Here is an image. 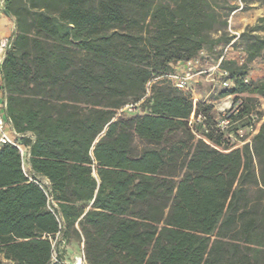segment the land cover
Segmentation results:
<instances>
[{
	"label": "trees",
	"instance_id": "1",
	"mask_svg": "<svg viewBox=\"0 0 264 264\" xmlns=\"http://www.w3.org/2000/svg\"><path fill=\"white\" fill-rule=\"evenodd\" d=\"M4 8L16 24L3 63L7 114L30 157L26 172L18 147H0V264H65L72 241L88 264H264V121L251 145L231 149L214 104H195L164 77L202 51L221 47L219 59L233 38L232 8L222 13L218 0H4ZM260 33L264 16L235 44L247 63H264ZM247 63L223 61L235 85L222 96H264V81H245ZM127 104L143 113L118 114ZM193 111L205 125L199 138Z\"/></svg>",
	"mask_w": 264,
	"mask_h": 264
},
{
	"label": "rangeland",
	"instance_id": "2",
	"mask_svg": "<svg viewBox=\"0 0 264 264\" xmlns=\"http://www.w3.org/2000/svg\"><path fill=\"white\" fill-rule=\"evenodd\" d=\"M222 8L220 11L224 14L228 13L231 8L230 0H218ZM245 9L243 12L239 13L235 17V29L241 32H244L248 27H251L256 24L257 20L260 17L264 16V0H246ZM264 36V33H260ZM244 46L241 44L239 49H242ZM221 47L215 50L213 53L207 55L199 54L200 58L199 67L200 69H208L212 64L216 62L217 56L219 54ZM247 61L244 63L246 64ZM248 73L246 79L249 83L264 81V63L261 59H256L252 62L247 63ZM211 73H203L201 76H197L196 82H193V89L189 92L195 102H207L214 104V115L215 120L219 119L218 112L216 110L217 105L225 99L227 96H222L223 91L229 90L231 87H224L221 84L220 77L214 78V75ZM218 76V75H217ZM198 98V99H197ZM230 100L233 102L231 110L228 112L231 117V126L230 132L225 135L226 145L231 149L242 148L245 144H252L255 134L250 130V125L253 124L254 127L259 122L264 121V96H259L256 94H251L249 92L231 94ZM246 104L249 106L248 112L242 114L243 105ZM239 109V112H235V109ZM133 112L143 113L142 109L134 110ZM129 113V112H128ZM254 121V122H253ZM193 130L196 138L202 137L201 132L198 131V127L204 129L205 125L201 124V120H193ZM243 129V136L238 134V130ZM139 147H142V144H138ZM221 148H224L221 147ZM26 172L29 171L27 160L24 165ZM83 244L72 241L67 249L69 253V259L72 260V257L79 255L82 250Z\"/></svg>",
	"mask_w": 264,
	"mask_h": 264
},
{
	"label": "built area",
	"instance_id": "3",
	"mask_svg": "<svg viewBox=\"0 0 264 264\" xmlns=\"http://www.w3.org/2000/svg\"><path fill=\"white\" fill-rule=\"evenodd\" d=\"M231 3V11L229 16L227 17V31L231 36H233L232 40L224 46L223 53L219 57V59L214 63V65L210 69H200L199 63L200 58L196 57L189 61H185V72H180L174 68V71L164 75L166 79L171 81V83L180 90L188 91L189 83L197 76H201L203 73H211L212 75L215 73L220 77V81L222 86L224 87H232L235 85L234 80L230 77V72L222 67V63L225 60H234L239 65H243L247 60V54L243 50L236 48L235 44L239 40L241 31L235 29V17L244 11L245 9V0H230ZM0 7L4 11V0H0ZM5 12V11H4ZM7 14V13H6ZM14 35H9L0 38V147L4 144H11L19 148L21 154L24 158V161L29 159L30 157V148L24 147L19 143V137L23 136L18 133L13 126L12 120L7 114V92L4 88V74H3V63L7 56V53L13 46ZM202 55H206L205 51L201 52ZM248 82L247 79H245ZM231 95L227 96L223 99L216 107V110L219 115V119L217 120L218 129L225 133L230 132L231 126V117L229 116V111L233 105V102L230 100ZM197 103L196 101L194 102ZM138 104H127L124 107L118 110V114L125 112H132L136 110ZM235 112H239V109H235ZM195 119V111H193L189 124L193 129V120ZM201 120V117L198 118ZM254 122V121H253ZM262 122L258 124L250 125V130L256 135L259 132ZM238 134L243 136V129H239ZM31 136V135H30ZM34 139L33 136H31ZM35 182L39 184L41 187L50 186V181L45 177H38ZM50 201L53 202L51 196H49ZM56 258V255L54 256ZM65 264H88L86 260V255L84 250L82 249L79 255H76L73 261L70 263L65 261Z\"/></svg>",
	"mask_w": 264,
	"mask_h": 264
},
{
	"label": "crops",
	"instance_id": "4",
	"mask_svg": "<svg viewBox=\"0 0 264 264\" xmlns=\"http://www.w3.org/2000/svg\"><path fill=\"white\" fill-rule=\"evenodd\" d=\"M15 31H16V24H15L14 19L8 16L3 11V9L0 7V38L9 36V35H14ZM213 65L214 64H212L208 69H210ZM174 68H176V70H179L180 72H185V69H186L185 62H179L175 64ZM213 75L215 79L218 77L217 74L215 73ZM196 81H197L196 78L190 81L188 91L193 89L192 84L193 82H196ZM66 258H67V261L71 263L74 259V256L72 257V260H70L68 256H66Z\"/></svg>",
	"mask_w": 264,
	"mask_h": 264
},
{
	"label": "water",
	"instance_id": "5",
	"mask_svg": "<svg viewBox=\"0 0 264 264\" xmlns=\"http://www.w3.org/2000/svg\"><path fill=\"white\" fill-rule=\"evenodd\" d=\"M4 11H5V13H7L5 9H4Z\"/></svg>",
	"mask_w": 264,
	"mask_h": 264
}]
</instances>
